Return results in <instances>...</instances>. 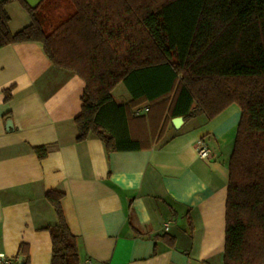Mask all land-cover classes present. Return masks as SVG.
Instances as JSON below:
<instances>
[{
  "label": "crops",
  "instance_id": "crops-1",
  "mask_svg": "<svg viewBox=\"0 0 264 264\" xmlns=\"http://www.w3.org/2000/svg\"><path fill=\"white\" fill-rule=\"evenodd\" d=\"M15 4L7 7L9 15L13 9L20 14L14 26L10 15L12 33L32 23ZM11 86L7 102L4 90ZM85 89L84 80L55 67L40 44L0 49V255L22 264L25 244L31 264H51L46 229L57 216L46 195L57 190L65 193L81 264H223L240 107L214 119L168 114L165 128L145 127L132 116L142 110L146 117L149 103L132 108V93L121 83L112 95L122 110L110 108L103 122L115 136L129 132L144 147L108 154L95 136L77 142ZM37 147L48 148L46 159L39 160ZM202 149L209 157H199Z\"/></svg>",
  "mask_w": 264,
  "mask_h": 264
},
{
  "label": "trees",
  "instance_id": "trees-1",
  "mask_svg": "<svg viewBox=\"0 0 264 264\" xmlns=\"http://www.w3.org/2000/svg\"><path fill=\"white\" fill-rule=\"evenodd\" d=\"M68 1L74 13H61L51 32L45 23L52 17L44 10L48 0L36 8L25 0L0 2V49L40 44L55 67L82 78L86 89L75 120L77 142L95 136L108 154L144 147L129 132L127 138L115 136L103 122L110 108L122 110L112 95L121 83L132 93V108L149 103L146 117L132 116L145 127L165 128L168 114L214 119L239 106L223 264H264V0ZM12 3L32 20L17 33L10 30ZM140 83L152 93L139 92ZM13 88L4 90L7 102ZM34 152L41 161L48 157L47 147ZM46 198L57 216V224L46 229L51 264H81L63 207L65 193L54 190ZM19 255L22 264H31L28 245H21Z\"/></svg>",
  "mask_w": 264,
  "mask_h": 264
},
{
  "label": "rangeland",
  "instance_id": "rangeland-1",
  "mask_svg": "<svg viewBox=\"0 0 264 264\" xmlns=\"http://www.w3.org/2000/svg\"><path fill=\"white\" fill-rule=\"evenodd\" d=\"M69 4L70 3L68 0H48L47 5L44 7V10H46L48 14L52 15V17L49 16V18H51L50 22H45L46 30L48 32H51L53 27H55L60 22L61 17H66L74 13V9L71 8ZM15 6H17L15 7L17 8V10L21 8L20 7L21 5L19 3H16ZM9 12L11 13L10 15L13 17L12 19H13V26H14V23L17 22L18 20V16H20V14H18L19 11H16L15 9H13V10H10ZM61 13L63 14L65 13V14L61 16L62 15ZM123 86L124 85H122L121 90H124L123 88L125 87Z\"/></svg>",
  "mask_w": 264,
  "mask_h": 264
},
{
  "label": "built area",
  "instance_id": "built-area-1",
  "mask_svg": "<svg viewBox=\"0 0 264 264\" xmlns=\"http://www.w3.org/2000/svg\"><path fill=\"white\" fill-rule=\"evenodd\" d=\"M148 111V109H146ZM142 114V110H138L136 112V115L139 116ZM199 157L200 158H207L209 157V151L207 149H202L199 151ZM166 229L169 230V224L166 226ZM0 264H17L11 259L6 258L4 255H0Z\"/></svg>",
  "mask_w": 264,
  "mask_h": 264
},
{
  "label": "water",
  "instance_id": "water-1",
  "mask_svg": "<svg viewBox=\"0 0 264 264\" xmlns=\"http://www.w3.org/2000/svg\"><path fill=\"white\" fill-rule=\"evenodd\" d=\"M32 8H36L43 0H25ZM184 121L183 117L174 120V124L179 127Z\"/></svg>",
  "mask_w": 264,
  "mask_h": 264
}]
</instances>
